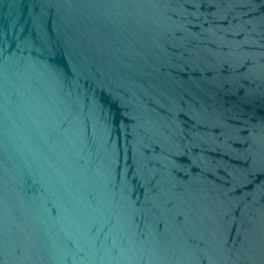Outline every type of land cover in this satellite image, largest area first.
<instances>
[{
    "label": "water",
    "instance_id": "1",
    "mask_svg": "<svg viewBox=\"0 0 264 264\" xmlns=\"http://www.w3.org/2000/svg\"><path fill=\"white\" fill-rule=\"evenodd\" d=\"M0 264H264V0H0Z\"/></svg>",
    "mask_w": 264,
    "mask_h": 264
}]
</instances>
